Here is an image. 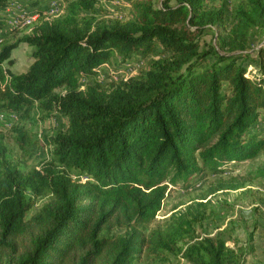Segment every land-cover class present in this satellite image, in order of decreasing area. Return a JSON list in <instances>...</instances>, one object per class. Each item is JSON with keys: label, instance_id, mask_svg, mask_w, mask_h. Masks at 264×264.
Listing matches in <instances>:
<instances>
[{"label": "trees", "instance_id": "obj_1", "mask_svg": "<svg viewBox=\"0 0 264 264\" xmlns=\"http://www.w3.org/2000/svg\"><path fill=\"white\" fill-rule=\"evenodd\" d=\"M29 1L41 11L43 0ZM171 1L129 0L126 17L100 18L101 0H67L1 46L0 109L36 102L67 126L47 138L51 157L29 169L7 159L0 135V264H139L177 253L190 264H244L254 251V229L245 240L232 226L195 235L190 206L150 226L171 186L264 152V128H254L264 120V51L253 73L239 61L248 28L264 27V0L240 7L218 46L204 35L224 24L222 7ZM22 41L33 59L14 72L2 63ZM115 55L148 64L103 87L99 70ZM82 77L91 78L84 88ZM41 194L47 200L26 218Z\"/></svg>", "mask_w": 264, "mask_h": 264}, {"label": "rangeland", "instance_id": "obj_2", "mask_svg": "<svg viewBox=\"0 0 264 264\" xmlns=\"http://www.w3.org/2000/svg\"><path fill=\"white\" fill-rule=\"evenodd\" d=\"M55 1V3H53ZM67 0H43L41 12L49 11L57 4V9L52 14L61 12ZM161 0H155L160 3ZM104 8L97 6L95 12L100 18H124L128 15L129 0H101ZM171 2H174L172 0ZM23 7L30 8L32 4L29 0H19ZM10 0L7 6H11ZM206 7H222L225 12V22L223 25L211 28V33L204 35L205 42H212L219 45L218 34H226L235 22L237 10L241 7L247 8L248 0H206ZM6 6V7H7ZM6 7L0 13L2 24L0 25V36L2 45L15 40L16 37L30 31V26H10L3 21L7 18ZM89 13V12H86ZM48 14V13H46ZM57 15V14H56ZM217 27L219 29H217ZM249 46L245 49L248 56L239 59L247 66L249 73L256 71L259 66V52L264 51V27L251 26L248 28ZM30 45L20 42L10 51L9 58L3 61V65L9 67L14 72H22L32 61L29 54ZM112 65L102 66L97 76L103 87L109 88L120 79H127L147 67V57L139 59L133 56L127 60L120 61L117 55L113 56ZM91 78L82 77L80 87L84 88ZM64 87H57L56 91H63ZM67 126V117L58 111H46L41 109L35 102L29 107L18 110L0 109V135L7 148V159L21 169H29L32 166H40L42 162L51 157L52 143L47 142V138L56 131L63 130ZM23 128L29 141L26 147L21 146L16 137L17 131ZM261 130L264 128V120H260L254 127ZM1 170V167H0ZM1 172V171H0ZM75 172V171H73ZM83 177V175H81ZM85 178V177H83ZM199 180L187 183H178L171 186L168 194L162 201L155 219L150 226L160 224L172 211L187 209L192 214H196L198 219L194 223L195 235L213 234L218 229L225 226L233 228V235L245 240L250 230L254 229L253 244L254 251L247 255L244 264H264V152H261L253 159H246L237 162L234 167L225 172H208L199 176ZM232 184L238 186L233 187ZM48 198L47 194H41L35 199V203L27 211L26 218L38 210V208ZM115 231L123 232V227H118ZM230 245L233 243L229 240ZM139 264H190L180 253L169 254L166 259L146 255L142 257Z\"/></svg>", "mask_w": 264, "mask_h": 264}, {"label": "built area", "instance_id": "obj_3", "mask_svg": "<svg viewBox=\"0 0 264 264\" xmlns=\"http://www.w3.org/2000/svg\"><path fill=\"white\" fill-rule=\"evenodd\" d=\"M12 5L6 7L7 11V18L5 22L8 23L10 26H32L36 20L39 18L41 11L37 9H31L28 7H23L19 4V0H11ZM55 3V1H53ZM57 4H55L50 12L44 11L46 15H56L52 14L54 9H57ZM2 36H0V43L2 42Z\"/></svg>", "mask_w": 264, "mask_h": 264}]
</instances>
